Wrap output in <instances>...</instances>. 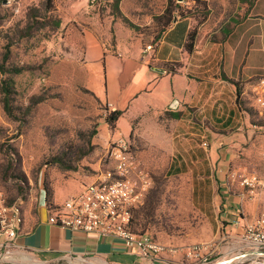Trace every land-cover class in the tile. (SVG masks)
Listing matches in <instances>:
<instances>
[{"label": "crops", "instance_id": "obj_1", "mask_svg": "<svg viewBox=\"0 0 264 264\" xmlns=\"http://www.w3.org/2000/svg\"><path fill=\"white\" fill-rule=\"evenodd\" d=\"M192 24V17L178 18L159 41L147 40L145 45L142 35L128 27L119 29L120 34L116 31L109 46L93 29L83 30L85 45L78 68L83 83L106 106L92 144L107 148L113 140L132 139L133 133L144 146L134 153L136 162L151 180L158 176L155 169L160 168V160L164 179L186 180L184 187L173 189L172 194L168 189L164 196L163 189L153 191L151 182L142 203L134 208L137 229L145 223L144 231L165 246L213 242L210 260L236 261L243 255L248 264H264V255L239 242L245 225L263 207L259 209L231 182L232 171L240 163L242 140L255 127L236 100L235 82L246 105H255L254 95L264 98V78L260 80L264 77V0H255L223 40L220 29L210 34L200 27L188 52L184 44ZM148 44L154 49L146 53ZM117 109L122 113L111 129L105 114ZM120 126L126 127L125 134H117ZM90 166L93 171L77 167L50 177L51 204L44 184L30 195L21 205L22 230L13 239L9 255L0 232V264H167L184 257L181 251H165L146 259L119 238L51 223L48 218L54 209L84 183L101 176L103 169L96 171L98 161ZM170 196L173 207L180 204L183 211L179 219L169 220L166 213L165 217L159 213L163 204L169 210L165 202L171 203ZM193 197L203 204L198 217H193Z\"/></svg>", "mask_w": 264, "mask_h": 264}, {"label": "rangeland", "instance_id": "obj_2", "mask_svg": "<svg viewBox=\"0 0 264 264\" xmlns=\"http://www.w3.org/2000/svg\"><path fill=\"white\" fill-rule=\"evenodd\" d=\"M245 1L174 0L180 5L178 16L187 14L193 20L203 19L201 28L210 34L224 23L230 25L233 20L242 19L251 2ZM165 5L166 0H54V9L33 22L29 13L34 8L43 10L42 0H0V64L6 68V72H0V87L3 79H12L16 112L29 104L33 94L46 97L21 120H14L3 109L0 90V189L6 200L24 206L30 195L38 193L41 184L48 187L50 177L66 171L53 162L55 156L89 171H93L90 163L95 161L100 165L96 171L112 166L109 145L99 148L92 144L106 106L83 83V72L78 68L85 45L83 30L93 29L107 46L116 31L127 27L150 40L159 29L154 17L162 13ZM27 25L31 26L23 32ZM12 67L21 68V72H11ZM254 96L253 106L242 99L255 127L242 140L240 163L232 171L235 178L231 182L235 181L249 200H255L259 209H264V98ZM125 131L126 127L120 126L117 134ZM132 139L131 150L137 154L144 147L138 143L142 138L132 133ZM160 161V168L155 169L158 176L152 179L153 191L163 189L164 196L168 189L172 194L173 189L184 187L186 180L182 178L166 180L161 176L164 164ZM241 174H254L261 182L255 196L240 186ZM172 199L170 196V204L165 202L169 210L163 204L159 211L161 217L166 213L169 220L179 219L183 212L180 204L173 207ZM200 202L193 197V217L203 205ZM249 262L244 259L238 264ZM167 264L201 262L182 257Z\"/></svg>", "mask_w": 264, "mask_h": 264}, {"label": "built area", "instance_id": "obj_3", "mask_svg": "<svg viewBox=\"0 0 264 264\" xmlns=\"http://www.w3.org/2000/svg\"><path fill=\"white\" fill-rule=\"evenodd\" d=\"M154 49L151 44L144 52ZM206 144V143H204ZM130 140L117 139L109 143L108 153L112 166L103 171L97 180L84 183L77 194L70 195L62 205L49 215V221L71 230L95 232L102 236L121 239L128 247H134L146 259H155L165 251H181L189 261L211 262L209 256L215 249L213 242L194 243L183 247L165 246L149 233L138 234L131 229L133 209L143 201L152 182L148 172L139 168ZM235 174H231V180ZM239 184L250 196L257 194L261 184L256 175L241 174ZM21 205L8 203L0 189V232L5 235L6 254L9 255L12 241L22 230ZM243 247L264 255V209L239 234ZM223 259L216 264H238L244 261Z\"/></svg>", "mask_w": 264, "mask_h": 264}, {"label": "trees", "instance_id": "obj_4", "mask_svg": "<svg viewBox=\"0 0 264 264\" xmlns=\"http://www.w3.org/2000/svg\"><path fill=\"white\" fill-rule=\"evenodd\" d=\"M243 1H245V0H243ZM254 1L255 0H251V2L248 4V8L244 12V17L246 16L249 8L254 3ZM179 7H180V5L178 3H175L174 0H166V5H165L162 13H160V15H157L154 17L157 25L159 26L158 27L159 29L156 30L154 37H152V39H150L152 42L159 41L163 32L165 30H167L178 18L191 17L190 15H187V14H181L180 16H178L177 13L179 11ZM42 9L43 10L40 11L39 8H34L30 11L29 14H30L31 20L33 22L39 21L40 17L45 18L46 15L48 14V12H50L54 9V0H42ZM242 19L233 20V22L230 25H228V24L225 25V23H224L219 28H217V29H220V31H221V39L220 40H223L233 30L235 25L237 23H239ZM195 20H194V24H192L188 30L186 42L184 44V47L188 52L193 50V47H194V44L196 41V37L198 34V30L204 22L203 19H196L195 18ZM30 26L31 25H27L23 32L27 31V29H29ZM139 34H141V33H139ZM146 38L147 37L142 35V44L143 45H145V43H147V40H149V39L146 40ZM213 38L219 39V37L216 35H214ZM166 68L169 69V66L166 65ZM0 72H6V68L1 64H0ZM11 72L19 73V72H21V68L12 67ZM235 84L237 86V99H236L237 102L239 104H241L245 110L249 111V108H247L243 105L244 102L239 97L240 92H239L238 82H235ZM0 90L2 93L1 101H2L3 109H4L5 113L10 118H12L14 120H21V118H23V116L25 114H27L33 106H35L36 104H38V103H40L46 99V97L41 95V94H33L29 99L30 100L29 104L27 106H25V108L22 109L21 112H19V111L16 112L15 108L12 104V93H13L12 79H3L1 82ZM121 113H122V111L117 109V110L109 111L108 113L105 114V121L111 129H113L115 127L116 120L119 118ZM169 115H171L172 117H176L177 113H175V112L170 113L169 112ZM96 132L97 131H95V134H96ZM131 136L132 135H130V138H131ZM53 162L60 164V166H62V168L66 169V170H73L76 168V166H72V165L64 163L62 161V159L58 156H55L53 158ZM46 192H47L46 201L48 204H51V200L49 199V193H50L49 186L48 187L46 186ZM7 202L8 203H14L13 201L8 200V199H7ZM148 214H149V212H148ZM133 219H134V209H133V218H132V222H131V229L138 234L145 233V231H144L145 230V226H144L145 223L143 224L140 222V225H143V227L137 229L134 225Z\"/></svg>", "mask_w": 264, "mask_h": 264}]
</instances>
